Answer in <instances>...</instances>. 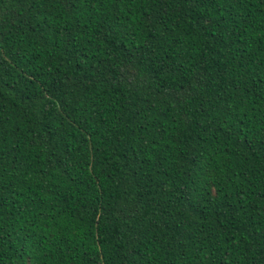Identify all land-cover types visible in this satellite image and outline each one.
<instances>
[{
  "label": "trees",
  "instance_id": "trees-1",
  "mask_svg": "<svg viewBox=\"0 0 264 264\" xmlns=\"http://www.w3.org/2000/svg\"><path fill=\"white\" fill-rule=\"evenodd\" d=\"M0 264H264V0H0Z\"/></svg>",
  "mask_w": 264,
  "mask_h": 264
}]
</instances>
